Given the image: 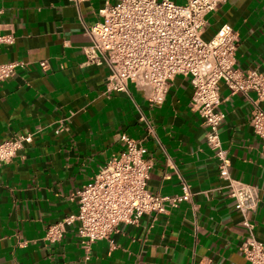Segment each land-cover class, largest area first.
Wrapping results in <instances>:
<instances>
[{"label": "crops", "instance_id": "0c3cea01", "mask_svg": "<svg viewBox=\"0 0 264 264\" xmlns=\"http://www.w3.org/2000/svg\"><path fill=\"white\" fill-rule=\"evenodd\" d=\"M106 1L0 0V34L14 37L0 43V63H27L0 82V140L33 133L0 167V264H250L240 250L247 229L219 176L203 118L191 107L190 77L175 76L164 103L152 105L132 84L129 92L108 91L109 66L89 62L86 28ZM224 24L239 38L237 67L264 72V0L222 2L208 15L203 37ZM220 88V136L232 174L260 189L250 217L264 241V140L250 121L257 94L232 95L224 82ZM259 104L264 108V100ZM123 134L147 146L152 192L181 193L185 180L191 200L168 214L121 223L93 244L90 259L75 225L62 240H47L50 224L77 211L76 192L125 149Z\"/></svg>", "mask_w": 264, "mask_h": 264}, {"label": "built area", "instance_id": "2783aa9c", "mask_svg": "<svg viewBox=\"0 0 264 264\" xmlns=\"http://www.w3.org/2000/svg\"><path fill=\"white\" fill-rule=\"evenodd\" d=\"M72 1L79 5L85 0ZM224 1L107 0L99 10L100 19L86 28L91 45L85 52L89 62L109 66L108 91L129 92L132 84L152 105L164 103L175 76L190 77L191 107L203 118L207 144L218 159L219 176L248 232L240 250L250 264H264V241L256 237L250 217L259 205L260 189L232 174V159L220 136L226 115L221 109L220 83L224 82L232 95L256 92L250 121L264 140V108L259 104L264 100V72L237 67L239 38L231 25L224 24L211 39L203 37L208 15ZM13 41L12 35L0 34V43ZM25 65L19 60L0 63V82ZM40 65L47 69L48 61ZM64 127L62 122L57 131ZM149 128L154 131L151 125ZM122 140L125 149L76 192L77 211L47 227V240H62L67 227L75 225L86 259H90L93 244L109 239L121 223H139L145 214H168L191 200L193 192L185 180L181 193L152 192L148 183L153 164L147 146L126 134ZM32 141L31 132L0 140V167Z\"/></svg>", "mask_w": 264, "mask_h": 264}]
</instances>
